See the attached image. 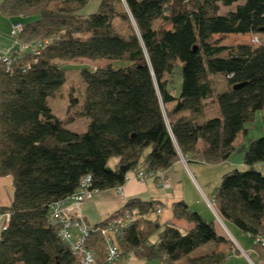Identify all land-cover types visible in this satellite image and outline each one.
Returning a JSON list of instances; mask_svg holds the SVG:
<instances>
[{
    "label": "trees",
    "instance_id": "obj_1",
    "mask_svg": "<svg viewBox=\"0 0 264 264\" xmlns=\"http://www.w3.org/2000/svg\"><path fill=\"white\" fill-rule=\"evenodd\" d=\"M239 1L235 9L220 12L222 5ZM87 3H2L11 14L37 18L19 21L18 38L29 46L9 65L0 63V175H10L14 186L12 203L2 206L11 211V220L1 232L0 264H82L58 235L51 213L52 204L73 194L85 175H92V188L103 191L139 170L156 178L157 170L168 171L182 158L217 163L238 147L257 111L264 120V43L213 40L215 34L251 33L259 43L264 0H102L98 11L84 14ZM115 18L127 22V33L116 28ZM80 57L111 62L81 69L86 85L81 110L59 117L48 99L66 82V62ZM178 65L183 83L176 96ZM213 74L223 75L227 86L216 90ZM209 99L217 106L212 117L206 114ZM75 102L71 98L67 109ZM78 117L87 119L83 131L67 126ZM244 148L246 168L224 173L212 198L224 220L253 238L264 233V135ZM112 157L119 159L115 167L109 164ZM157 204L163 203L132 198L93 225H105L130 208L135 218L118 238L121 256L133 251L163 264L225 260L219 245L229 239L218 234L214 220L184 199L175 201L174 217L193 224L183 231L150 216ZM105 239L99 232L90 239L98 254L94 264L117 261H107ZM210 244L215 248L192 254Z\"/></svg>",
    "mask_w": 264,
    "mask_h": 264
},
{
    "label": "rangeland",
    "instance_id": "obj_2",
    "mask_svg": "<svg viewBox=\"0 0 264 264\" xmlns=\"http://www.w3.org/2000/svg\"><path fill=\"white\" fill-rule=\"evenodd\" d=\"M102 0H88L87 5L83 8L82 12L84 14H91L100 9ZM243 1L236 2L230 6H221L220 12L226 13L229 10L235 9L237 4ZM37 17L23 18V21L35 20ZM159 22V21H158ZM116 28L124 33L128 31V24L120 18H115L114 20ZM259 37V43L254 42V36L252 34H241V33H231V34H215L213 40L220 42L221 44L226 45H237L241 43H247L251 45H259L264 43V31L257 34ZM111 60L109 59H96L92 60L86 57L76 58L70 61H67L65 67L67 69L66 73V82L64 85L55 92L53 96H50L48 101L49 105L52 108L53 112L59 117H66L68 114L77 115L78 111L81 110V104L83 102V96L85 94V83L81 77V69L83 67L87 68H96L97 66H105L109 64ZM115 65H124L126 64L123 61H115ZM218 74V73H215ZM213 74L212 82L216 90H221L227 86V79L223 75ZM183 76L181 72L180 65L176 66L173 70V84H172V93L176 96H179L182 90ZM71 98H76V105L71 109H67L68 104L71 102ZM207 116L212 117L217 114V106L213 104L212 100L207 101ZM188 112H182V114H187ZM87 124L86 118H75L67 126L71 129H78V131H83L85 125ZM248 130L243 136L239 137L238 147L233 151L230 157L226 160L210 163L204 162L199 159L190 160L186 162L183 158V162L179 164L174 169H169L168 174L172 181L173 187L168 190H163L162 188H157V191L161 194L166 192L168 195L174 192L176 195L185 196L192 200L195 204L198 200L200 206L210 213L212 220L215 221L218 228H225V224L220 220L219 216L216 215L215 210L211 208L208 204L206 196L212 197L211 192L220 184L221 178L224 173L231 171L234 168L245 169L246 165L244 163L245 148L244 146L249 147L252 140L257 139L264 135V120H263V111L259 110L256 113L254 121L247 124ZM244 139L243 143L241 141ZM117 157H112L109 161L110 166L115 167L118 162ZM199 182L205 190L202 193L201 189L198 188L196 182ZM192 184L197 189L192 188ZM197 191V192H196ZM100 193V191H98ZM98 192L96 195H98ZM0 195L3 196L4 200L13 199V184L11 176H2L0 175ZM199 195V197H198ZM208 197V198H209ZM89 200V199H88ZM86 200V201H88ZM85 202V201H84ZM196 206L198 204L196 203ZM94 209V208H93ZM171 205L166 203L163 205V211L161 213L153 212L150 216L152 218H157L161 223H165L171 218ZM94 216H98L95 212ZM228 225V223L226 222ZM226 230V229H225ZM157 239V233L151 237V240Z\"/></svg>",
    "mask_w": 264,
    "mask_h": 264
},
{
    "label": "crops",
    "instance_id": "obj_3",
    "mask_svg": "<svg viewBox=\"0 0 264 264\" xmlns=\"http://www.w3.org/2000/svg\"><path fill=\"white\" fill-rule=\"evenodd\" d=\"M3 1L4 0H0V55L8 53L10 49H12V47L14 46L15 38L11 33L13 24L15 22L23 21L22 19L24 18L22 15L11 14L9 9H4L2 7ZM182 162V160L176 162L172 169H175L176 166L182 164ZM166 173L168 174V171H166ZM129 174L131 177L128 181L124 183L122 192L118 191L116 188L103 190L100 191V193L98 192V195L95 194L92 199H89L88 201L82 203L81 211L84 216V220L89 225L97 224L107 219L115 211L122 208L128 202V200L132 198H141L144 200H161L163 203L161 204L162 211L163 205H165L166 203H170L172 210V204L175 201L184 199L189 204L191 209L200 212L206 219L212 220L210 213L200 206L198 200L196 201L198 206H196V203L194 204L192 200L184 198L185 196L183 195H176L174 194V192L171 194V196L168 195L166 192L160 194L157 191L158 186L155 184L154 177L149 176L146 178L145 182H142L136 177L135 172H131ZM196 185L199 189H201L202 193L205 192V190H203V187L198 181L196 182ZM192 186V188L197 190L193 184ZM213 193L214 191L211 192L212 197ZM208 197L209 196H206V198ZM12 201L4 200L3 196L0 195L1 207L9 206ZM95 212L98 214V216H94ZM215 213L217 216H219V218L221 217L219 215L218 210L215 209ZM220 220L225 224L226 227L223 229L218 228V226H216L217 232L218 234L224 235L226 238H228L229 243H221L219 245V248L223 249L227 253L225 260L219 264H264V248L256 247L252 236L248 233H245L240 227H238L233 222L224 220L222 217L220 218ZM168 221L175 223L183 231L189 230L193 227V224L188 222L185 218H175L173 215V210L171 213V218ZM226 222L228 223V225L226 224ZM215 246V244L202 246L198 250L194 251L192 254L209 251L210 249L215 248ZM115 264H163V262L159 258L148 260L144 258H139L135 255L129 256L125 254L120 256Z\"/></svg>",
    "mask_w": 264,
    "mask_h": 264
},
{
    "label": "built area",
    "instance_id": "obj_4",
    "mask_svg": "<svg viewBox=\"0 0 264 264\" xmlns=\"http://www.w3.org/2000/svg\"><path fill=\"white\" fill-rule=\"evenodd\" d=\"M22 31V23L15 22L11 33L15 38V44L6 54L0 55V63L10 64L15 55H19L29 45L19 40V33ZM258 38L254 37V42ZM136 177L145 182L146 172L139 170L135 173ZM130 174L126 176V181L130 179ZM92 175L87 174L81 179L79 188L71 195L64 199L55 201L52 204V220L58 225V235L70 246L73 255L82 264H94L97 259V251L90 245V239L98 232L105 236V251L108 262H115L121 252L118 248V238L124 234L125 229L134 221V214L130 208L124 209L121 213L114 216L105 225H89L85 220L81 211V205L84 201L92 199L98 192L97 189L91 187ZM155 184L168 190L172 188V181L165 170H157ZM123 185H119L116 189L120 192L123 190ZM209 205L215 210V200L206 198ZM158 213L162 211L161 204L156 205ZM11 211L0 206V236L1 232L6 230L10 224ZM254 244L264 246V233L256 234L253 237ZM129 256H134L133 251L127 253Z\"/></svg>",
    "mask_w": 264,
    "mask_h": 264
},
{
    "label": "water",
    "instance_id": "obj_5",
    "mask_svg": "<svg viewBox=\"0 0 264 264\" xmlns=\"http://www.w3.org/2000/svg\"><path fill=\"white\" fill-rule=\"evenodd\" d=\"M244 84H245L244 82L238 83V84L234 85V88H239V87L243 86Z\"/></svg>",
    "mask_w": 264,
    "mask_h": 264
}]
</instances>
